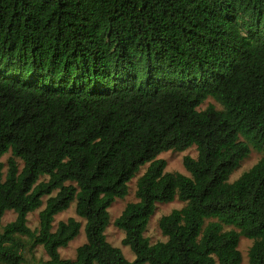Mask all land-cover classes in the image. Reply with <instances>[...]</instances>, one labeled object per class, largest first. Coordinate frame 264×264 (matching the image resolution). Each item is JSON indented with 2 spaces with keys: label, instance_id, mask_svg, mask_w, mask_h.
<instances>
[{
  "label": "trees",
  "instance_id": "trees-1",
  "mask_svg": "<svg viewBox=\"0 0 264 264\" xmlns=\"http://www.w3.org/2000/svg\"><path fill=\"white\" fill-rule=\"evenodd\" d=\"M209 97L222 109H200ZM194 146L190 175L166 170L162 152ZM251 147L262 157L230 181ZM145 165L114 221L129 260L109 208ZM73 202L86 241L64 258L83 224L54 221ZM9 210L0 264L37 245L40 264H241L242 236L264 264V0H0V225Z\"/></svg>",
  "mask_w": 264,
  "mask_h": 264
},
{
  "label": "rangeland",
  "instance_id": "rangeland-1",
  "mask_svg": "<svg viewBox=\"0 0 264 264\" xmlns=\"http://www.w3.org/2000/svg\"><path fill=\"white\" fill-rule=\"evenodd\" d=\"M209 105H213L218 109H222V106L220 103H218L214 98L209 97L200 107V109H204ZM241 140H244L243 137H241ZM186 155H190L193 157L197 156V150L196 147L188 148L185 151H175V150H169L162 152L159 157L164 158L167 161V171L171 172H180L186 175H190V173L187 171V169L184 166L183 160ZM263 153L254 149L251 147L250 153L247 157H245L241 162L240 165L233 171V173L230 176V181H234L237 178H239L243 172L249 170L255 163L259 161V159L262 157ZM10 154H6L2 157V161L5 163V172L7 171V160L9 158ZM148 165L142 166L139 173L136 175L135 178H133L129 182V192L124 198H117L112 205L109 208V212L111 215V223L108 226L106 230L107 239L110 243H112L115 246H118L122 249L124 255L129 260L135 259V254L131 250L129 246H125L122 243V240L124 238L125 232L116 227L114 224L115 219L122 213L123 209L125 208L126 204L131 201L136 200V188H137V179L138 177L146 170ZM46 200V198L44 199ZM185 205V202L180 201L179 199H175L172 202H159L157 204L155 213L152 215L149 225L147 227V230L145 232V235L150 239L151 243H155L157 241H164L166 240V237L163 235L160 227H159V219L161 216L170 213L173 209L176 208H182ZM44 205L28 215V225L32 229H36L39 227L40 223V217L39 213L40 210L43 209ZM16 213L13 210H9L5 213L2 224L0 225V229L7 224L8 222H11L15 219ZM70 217H75L77 220L81 221L83 226L81 228L80 234L72 240L67 247L61 248L60 253L62 257L64 258H74L76 255L77 248L83 244L86 241V235L84 230V223L85 220L82 219L80 216L76 213V203L73 202L71 206L57 214L55 216L54 221V227L56 228L59 221H66ZM231 227H226V229H229ZM253 243L252 239H249L247 237L242 236L240 238L239 242V250L242 253L243 260L241 264H250L249 263V249ZM25 258L28 262V264H40L41 261H45L48 259V255L45 252L42 245H37L33 250H26L24 252Z\"/></svg>",
  "mask_w": 264,
  "mask_h": 264
}]
</instances>
